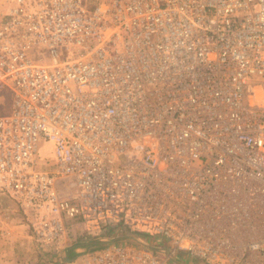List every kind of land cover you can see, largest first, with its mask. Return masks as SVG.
I'll list each match as a JSON object with an SVG mask.
<instances>
[{"label":"built area","instance_id":"2783aa9c","mask_svg":"<svg viewBox=\"0 0 264 264\" xmlns=\"http://www.w3.org/2000/svg\"><path fill=\"white\" fill-rule=\"evenodd\" d=\"M87 2L0 0V193L61 264H264V0Z\"/></svg>","mask_w":264,"mask_h":264},{"label":"crops","instance_id":"0c3cea01","mask_svg":"<svg viewBox=\"0 0 264 264\" xmlns=\"http://www.w3.org/2000/svg\"><path fill=\"white\" fill-rule=\"evenodd\" d=\"M29 223L15 220H13V222L8 220L7 222H1L0 217V264H61L59 260H72L82 252L101 246V244H89L90 241L94 240L80 237L79 235V238L71 244L68 242V237L64 235L63 242L61 241L62 243L60 240L63 237L55 241L41 242L29 235ZM65 227L64 234L67 232L66 235H68L71 232V228L77 230V227L80 228L81 226L77 223H68L65 224ZM73 237H75V235ZM39 247L42 248L44 253H42L43 256L39 253ZM76 248L81 251H75ZM85 248H87V250H84Z\"/></svg>","mask_w":264,"mask_h":264},{"label":"rangeland","instance_id":"374dc122","mask_svg":"<svg viewBox=\"0 0 264 264\" xmlns=\"http://www.w3.org/2000/svg\"><path fill=\"white\" fill-rule=\"evenodd\" d=\"M101 2H102V0H88L87 4L91 8L94 4H100ZM9 108H10L9 97L7 95L0 96V115L6 114L9 110ZM44 147H46V143H41L40 151L44 150L43 149ZM64 184H65V182H57V184H56L57 188H59V190L61 191L60 194L63 196L64 195H66V196L74 195V193H75L74 185H72L71 182L66 183L65 185ZM0 217H1V222H4V221L7 222V220L13 222V220H15L18 222L29 223L28 220H30L32 218V215H31L30 211H24L22 208H20V206L13 199H11L10 197L0 193ZM73 229L74 228H71L72 234H71V232L68 235H66L67 232L64 234V236L68 237V242L70 244L75 242L76 239L79 238L78 235L80 237H83V235L81 233L82 231L79 227H77V230L76 229L73 230ZM28 233L33 238L32 226L30 223H29V227H28ZM73 233H74L75 237H73L74 236ZM71 235H73V236H71ZM63 239H64V237L60 240V242L61 241L63 242ZM65 242H67V241H65ZM102 245H104V244H102ZM46 248H49V247H46ZM78 250H80V249L76 248L75 251H78ZM84 250H87V248H85ZM89 250H91V249H89ZM39 253L41 256H43V254H44L41 247H39ZM177 257L179 258L180 254H177Z\"/></svg>","mask_w":264,"mask_h":264},{"label":"water","instance_id":"95a60500","mask_svg":"<svg viewBox=\"0 0 264 264\" xmlns=\"http://www.w3.org/2000/svg\"><path fill=\"white\" fill-rule=\"evenodd\" d=\"M106 242H101V241H90L89 244H94V245H99V244H105Z\"/></svg>","mask_w":264,"mask_h":264}]
</instances>
